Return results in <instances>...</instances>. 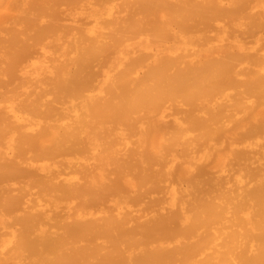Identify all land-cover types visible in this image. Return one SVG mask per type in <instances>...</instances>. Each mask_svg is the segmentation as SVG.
Segmentation results:
<instances>
[{"label": "bare ground", "instance_id": "obj_1", "mask_svg": "<svg viewBox=\"0 0 264 264\" xmlns=\"http://www.w3.org/2000/svg\"><path fill=\"white\" fill-rule=\"evenodd\" d=\"M0 264H264V0H0Z\"/></svg>", "mask_w": 264, "mask_h": 264}]
</instances>
